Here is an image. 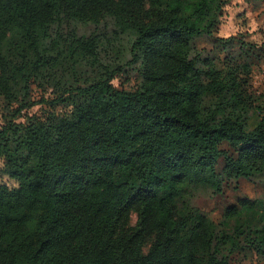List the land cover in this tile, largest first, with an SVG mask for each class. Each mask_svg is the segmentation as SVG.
Segmentation results:
<instances>
[{"label":"trees","instance_id":"trees-1","mask_svg":"<svg viewBox=\"0 0 264 264\" xmlns=\"http://www.w3.org/2000/svg\"><path fill=\"white\" fill-rule=\"evenodd\" d=\"M227 2L0 0V98L11 113L0 177L12 181L0 179V264L264 258V194L219 222L192 203L198 190L264 177V93L256 104L246 62L221 69L195 45L206 37L264 56V42L218 35ZM132 66L135 89H117ZM31 83L53 97L32 101ZM43 103L67 109L15 120Z\"/></svg>","mask_w":264,"mask_h":264},{"label":"rangeland","instance_id":"rangeland-1","mask_svg":"<svg viewBox=\"0 0 264 264\" xmlns=\"http://www.w3.org/2000/svg\"><path fill=\"white\" fill-rule=\"evenodd\" d=\"M220 17V27L218 35L221 37L235 36L242 37L244 42L256 46H261L264 42V0H227ZM195 45L203 55L212 57L216 67L225 69L229 60L233 62H246L249 65L247 75V89L252 95L255 103H259V97L264 93V56H250L245 58L239 54L240 45L236 42L233 47L223 51L216 47L206 37L197 38ZM229 58V59H228ZM139 81L136 66L127 68L113 80V85L120 90L133 91ZM30 95L32 101L40 99H51V89L49 87H39L36 83L30 84ZM4 100L0 98V124L5 119L11 118V113L6 107ZM16 105H13V108ZM12 109V107H11ZM67 108L62 104L52 105L43 103L41 107L33 106L21 113L16 114V121L26 122L31 115L42 119L49 113H64ZM257 120L255 114H251L246 124V129H251ZM0 179L12 184V181L3 176ZM264 194V177H257L251 180L241 179V181H225L220 193L211 189L198 190L192 200L204 214L215 222H219L225 208L229 205L237 204L239 199H256ZM136 215L131 214L130 224L134 225ZM229 264H264V258H257L249 251L234 253L230 257Z\"/></svg>","mask_w":264,"mask_h":264},{"label":"crops","instance_id":"crops-1","mask_svg":"<svg viewBox=\"0 0 264 264\" xmlns=\"http://www.w3.org/2000/svg\"><path fill=\"white\" fill-rule=\"evenodd\" d=\"M241 179H242V178H240V179H232L231 181L239 182V181H241Z\"/></svg>","mask_w":264,"mask_h":264}]
</instances>
